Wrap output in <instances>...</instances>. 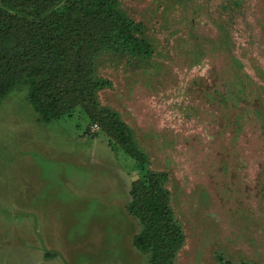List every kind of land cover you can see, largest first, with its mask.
Instances as JSON below:
<instances>
[{
	"label": "rangeland",
	"instance_id": "rangeland-1",
	"mask_svg": "<svg viewBox=\"0 0 264 264\" xmlns=\"http://www.w3.org/2000/svg\"><path fill=\"white\" fill-rule=\"evenodd\" d=\"M120 3L154 55L140 67L103 53L94 73L112 86L95 94L131 128L146 164L72 92L83 76L70 69L74 49L58 87L74 100L60 118L43 121L24 77L0 100V264H148L128 253L123 215L139 232L126 205L148 171L165 174L184 233L175 264H264V0Z\"/></svg>",
	"mask_w": 264,
	"mask_h": 264
},
{
	"label": "trees",
	"instance_id": "trees-1",
	"mask_svg": "<svg viewBox=\"0 0 264 264\" xmlns=\"http://www.w3.org/2000/svg\"><path fill=\"white\" fill-rule=\"evenodd\" d=\"M0 1V100L20 80L30 77L29 98L41 111L43 121L60 118L74 100L68 90L58 88L67 71L65 64L70 60V51L74 49L77 60L69 68L82 71L83 82L74 83L72 92L85 94L95 122L111 119L123 151L146 164L145 153L134 142L127 123L116 111L98 105L95 90L111 87L112 82L94 73L98 57L107 52L128 56L144 67L143 63L153 57L154 49L136 35L140 22L128 17L120 0H35L33 18L28 16L26 7L29 4L31 7L34 0ZM164 179L165 174L148 171L146 184L132 183L131 200L126 205L141 227L134 234L132 244L141 254L148 255V264H175L185 239L171 212ZM221 259L218 264H240Z\"/></svg>",
	"mask_w": 264,
	"mask_h": 264
},
{
	"label": "crops",
	"instance_id": "crops-1",
	"mask_svg": "<svg viewBox=\"0 0 264 264\" xmlns=\"http://www.w3.org/2000/svg\"><path fill=\"white\" fill-rule=\"evenodd\" d=\"M44 190L46 191V187L44 188ZM37 193V192H36ZM128 194V193H127ZM128 196V195H127ZM127 196H126V198H127ZM127 200H128V198H127ZM124 214V217H126V218H128V222L130 223V228H132L131 229V232H130V234L128 233L126 236H127V238H126V245L128 246V249H127V251H128V253L130 254V255H132V256H136V255H138L137 254V251H136V249H135V247L133 246V244H132V239H133V235L136 233L135 232V224H134V221H133V219L126 213V212H123ZM133 225V226H132ZM134 229V230H133ZM135 232V233H134ZM55 244H52V245H50L49 247L50 248H55V247H53ZM40 251V250H39ZM48 250H44V252L41 250L40 251V253H42L43 252V256L44 255H51L50 253H51V251L52 250H50V251H48ZM52 253H54L55 255H56V252L55 251H52ZM39 255H41V254H39Z\"/></svg>",
	"mask_w": 264,
	"mask_h": 264
}]
</instances>
